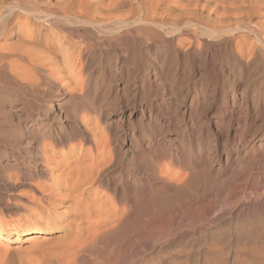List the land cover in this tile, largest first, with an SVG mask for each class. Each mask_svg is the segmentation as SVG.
<instances>
[{"label":"bare ground","instance_id":"bare-ground-1","mask_svg":"<svg viewBox=\"0 0 264 264\" xmlns=\"http://www.w3.org/2000/svg\"><path fill=\"white\" fill-rule=\"evenodd\" d=\"M192 32L200 33L201 37L202 35H205V37L210 36V38L225 37L226 39L227 37L226 35L224 36V34H230V37L231 34L234 33H238V35L236 36H246L248 34L250 36V34H252L257 44L260 43V45H264V36L262 34L264 32V0H0V75L2 74L4 75L3 77L7 76L9 77L8 79H12L25 85L26 83L35 84L41 81L43 82V80H45V83L43 82L45 84L44 86H46L49 91L59 93L67 90L68 93V90L70 88H72V90H76L75 87L78 86L81 88L80 85L76 86L79 79L77 78L79 75L78 73L77 77L74 79L75 81H71V79L69 81L71 73L74 74V66L78 65L79 63H83L87 55H90V50L92 49V47L94 48L98 44L107 43L112 46L123 44L122 46L128 48L133 40L136 39L138 40V42H140L141 39H144L142 37L145 36L152 38L156 42H160L162 44L165 43V47L166 45H168L169 47H173L175 46V42L178 45H186V48L184 50L188 55V48L191 49V47L197 41H199L198 39H195L198 33L194 37L191 35ZM204 38L202 39V41H200L206 43L207 38ZM242 38L244 39V37ZM152 39L150 40L152 41ZM150 40L148 42H150ZM230 40L231 39H229V41ZM239 40L238 42L240 43L241 40ZM115 47L116 46H114V48ZM200 47L202 46L200 45ZM100 49H102V47H100ZM237 52L239 55V50ZM165 54L167 53L165 52ZM215 54H217V51ZM246 54L247 53H245V55ZM114 56L116 55L114 54ZM248 57L249 55L247 56V59ZM171 59L172 58H170V60ZM244 59H246L245 56ZM93 61H95V59ZM203 62H205V60H203ZM209 63L211 62H208V64ZM50 75L55 78L56 76H59L61 79H57V81L52 80V78L50 79L48 77ZM46 77H48L49 79H47ZM13 82L12 84H14ZM15 85H13V87H15ZM1 87L3 88V86ZM10 87H12V85ZM78 88L77 90L80 91ZM43 89L44 87L42 88V90ZM82 89L83 87L81 88V90ZM202 96L204 95L202 94ZM45 99L42 100L45 101ZM262 102L264 103V100ZM51 103L48 104L51 105ZM263 107L264 106H262V108ZM203 108L204 107H202V109ZM256 109L258 108L256 107ZM8 112L11 111L9 110ZM60 115L61 113H59V119ZM69 115L71 116V114ZM10 116L7 117L10 118ZM71 117L73 118L76 116ZM200 117L201 116H199L198 120L200 119ZM72 118L71 120H73ZM83 121L84 120L80 119V121L78 122L82 125L80 139H85V146H77L73 144L74 142H72V144L69 143L67 145H64L63 147H58V145L56 147L53 144H49V142L45 145L41 144L40 141L41 145H38L37 150L34 152V155L32 153L33 157H36L33 161L39 165V176L37 178L35 177L36 179L34 178L33 181L31 180L26 183L23 182L25 183L23 185L24 187L22 189H19L16 193V190L14 191V189H12L13 191L11 190L12 193L10 195L11 198L8 199L7 197L5 201L6 205L0 209V264H160L159 260H157L156 258L153 262L154 257L153 260L149 259L151 260V263L149 261H146L147 259H145V257L148 258L150 256L147 257V255H145V252L147 250L149 252V249L151 250V248L153 249L154 245L157 242H161L162 244V242H171L177 239L176 243L180 241V245L183 242L184 238H187L188 236L190 237L194 234L197 236V240H199L198 243L201 245H205V249H203L200 253L194 251L196 253L195 254L191 249V251L186 252L182 248H180L185 253H183L182 251L180 253L177 250V255H170V258L168 255V260L166 259L164 261L165 264H264V179L261 178L262 180H259V178L257 179V177H255L256 180L254 179L251 183H249L247 180L249 178H244L246 176L245 174L244 177L242 176L243 179L240 177L242 181L237 186L232 185L231 187H229L224 183V186H222L224 188L229 187L230 189H228V191L225 190L226 192H224L223 189V196H221L220 199L216 200L218 195L215 196V193L219 192V190L217 191L218 184H216L217 192L215 193L212 192L214 188L213 190L204 189L203 179L205 178V176L207 177V174H205L202 170L199 171L193 169L179 172L181 170L175 171L174 169L173 171L172 169L166 168L165 170L163 169L164 171L162 170V173L159 172L157 174L155 173V176L152 175V184L148 187L143 188L142 192L139 191V194L137 193L132 195L131 193H129L124 200L122 196V201H119V199L117 201H114L113 196L110 197L111 195H108L109 192L107 194L108 196H106L104 193H102L104 191L100 192L97 189L100 184V179L102 178L101 175L107 168L106 164H108L107 159L109 157L107 151L109 148L106 147V151L105 146L103 145L104 143H101L100 139L97 138V134L94 131L95 124L93 123L94 127H92L91 125L93 124L89 123V125H86V122L84 123ZM91 121L92 120L90 119V122ZM215 123L216 122H214V124ZM256 126L257 125H255V127ZM199 130L200 129H198V132ZM73 131L76 130L73 129ZM98 131L101 130L98 129ZM100 133L101 132L98 133L99 136ZM198 135L200 134L198 133ZM231 136L233 137V135ZM48 139H50V137ZM207 139L209 140L210 138ZM224 139L222 143L224 142ZM103 140H105V138ZM31 141L32 140H30V142ZM79 141L80 140H78L77 143H81ZM105 144L108 145V143ZM27 156L29 155L27 154ZM250 160L252 159L250 158ZM254 160H256V158ZM161 162H163V160ZM221 162L222 161H220V163ZM248 162L250 161L248 160ZM258 162H261L262 165H264V157L258 160L256 163ZM109 165L110 164H108V166ZM110 166L113 167L112 165ZM206 166L208 167L209 165L207 164ZM197 167H199V165ZM262 168L263 166L261 167V170ZM110 169L108 168L107 170ZM176 169H178V167ZM146 174L147 172L145 173V175ZM210 174H208L209 178ZM16 177L18 178L19 176ZM16 177L13 178L10 176L11 181L9 183H11V187L16 183V181H19L20 184V179L18 180ZM210 179H208L207 181H209ZM237 181L238 179L236 180V182ZM2 182L4 183V181ZM213 183H210L211 186ZM17 184H15V186H18ZM146 185H148V182ZM113 188L116 187L113 186ZM130 188L132 189V187ZM248 188L251 189L252 194H249L250 196L247 197L246 194L248 191H246V189ZM132 190L134 191V189ZM209 197L211 199H209ZM188 208H190L189 210H191V213L189 214H187V211H184L186 209L188 210ZM184 212L186 213L184 214ZM206 224H208L209 226H206L205 228L204 226ZM214 229H217V231ZM103 242H105V245L109 242L108 244L110 245L108 251V247L106 246L107 253L105 254L102 252L104 251L101 249L102 247L99 246V244ZM174 247L175 245H173V248ZM160 249L163 250L162 247H160ZM169 250L170 252H172L171 249ZM164 252H162L161 254L159 252V255L163 256L165 254ZM94 254H102V261L104 260V262H96L93 256Z\"/></svg>","mask_w":264,"mask_h":264},{"label":"rangeland","instance_id":"rangeland-1","mask_svg":"<svg viewBox=\"0 0 264 264\" xmlns=\"http://www.w3.org/2000/svg\"><path fill=\"white\" fill-rule=\"evenodd\" d=\"M197 33L198 32H196V33L192 32L191 35L195 37ZM262 34L264 36V32ZM225 35H226L227 39L225 37H223V38L222 37H219V38L211 37L210 38V36L205 37V35L204 36L202 35L203 38L205 37L204 39L207 38L206 39L207 41L205 43V42H201L203 38L201 37V34L198 33L197 36L195 37V39H198L199 41H197L194 44L196 46L193 45L194 47L192 46L191 49L188 48V50H189L188 55H187V52L184 50L186 48V45L185 46L184 45H178L175 42L174 43L175 46L169 47L168 45H166V47H165V43L162 44L160 42H156L152 38L145 37V36L142 37L144 39H141L140 42H138V40H136V39L133 40L134 43L131 42L128 48H125V46H122L123 44L122 45L118 44V45H113V46L110 44H107V43L98 44L96 47H94V48L92 47V49L90 50V52H91L90 55L89 56L87 55V57L83 61V63H79L78 65L74 66L75 67V68H73L74 74H72V73H71V75L69 74L71 76V77L69 76L70 77L69 81H70V79H71V81H73L77 77L78 74L80 75V76L78 75V77H77V78H79L78 79L79 82L77 81L76 86L80 85L81 88L83 87V89L81 90V88L78 86L79 88L75 87L76 90H72V88H70L71 87L70 86L69 90H71V91L68 90V93H67V90L59 92V93L49 91L46 88V86H44L45 80H43L44 83L41 81L42 84H41V82L35 83L38 86L35 85L34 83H26V85H25V84H21L20 82H16L12 79H8L9 77H7L6 75L5 76L7 78L3 77L4 75L1 74L0 78L1 77L2 78L0 79L1 80L0 81L1 82L0 87L3 86V88L2 87L0 88V91H1L0 92V108H1L0 109V180H1V182H0V209L6 205L5 201H6L7 197H8V199L11 198L10 195L13 191L12 189H14V191L16 190L15 191V193H16L19 189H22L24 187L23 185L26 182L31 181V180L33 181L35 177L37 178L39 176V172H38L39 165L33 161L36 158V157H33V155H34V152L37 150L38 145L39 146L41 144L45 145L46 143L48 144V142H49V144H53L56 147H57V145H58V147H63L64 145H67L69 143L72 144V142H74L73 144H75L77 146L78 145L85 146V144H86L85 139L84 140L82 138L80 139L81 128H82V125L78 122V121H80V119L84 120L83 122L84 123L86 122L85 123L86 125H89V123L90 124L94 123L95 127H94V124L91 126L94 127V131L97 134V138L100 139L101 143H104L103 145L105 146V149H106V147L109 148L108 151L106 149L107 154L109 155V157L107 156L108 157L107 163L112 165L113 167H111L110 165L108 166V164H106L107 165L106 166L107 168L105 169L106 173H105V171H103L102 175L103 174H105V175H103V176L101 175V177L103 179L102 178L100 179L101 185L99 184L97 189L100 192L104 191L102 193H104L106 196H108V195H111L110 197L113 196L114 201L115 200L117 201L118 199H119V201H122V198H121L122 196H123V200H124L125 197L129 193H131L132 195L137 194V193L139 194L140 192H142L143 188L148 187L149 185L152 184L153 178H151V177L155 176L159 172L162 173L166 168L172 169L173 171H174V169H175V171L181 170L179 172H184V171L193 170V169L194 170L196 169L199 171L202 170L205 174H207V177L205 176V178L203 179L204 189H206V190L212 189L213 190V188H214V190L212 191L213 193H215L219 190L218 193H215V196L218 195L216 200L220 199L221 196H223V193L226 192L225 190L228 191V189H230L229 187H231L232 185H235V186L239 185V183L242 181L245 174H246V176L244 178H246V179L249 178V179H247L249 183H251L252 180H254V179L256 180L255 177H257V179L259 178V180L261 178L264 179V171H263L264 165H262L261 162H258L259 164L256 163L258 160H260L264 157V121H263L264 120L263 119L264 113H262V112H264V107L262 108V106H264V103L262 102L264 100V52H262V51H264V48H263L264 45H260V43L257 44V42L255 41V38L253 37L252 34H250V36H249V34L246 36H240V35L236 36V35H238V33H234V34H231V37H230V34L229 35L224 34V36ZM239 37H241V38L244 37V39L243 38L241 39ZM228 38L231 39L230 41H232V42H230ZM236 38H237V40H236ZM248 38H249V40H248ZM147 39H149V40L152 39V41L150 40V42H148L149 40H147ZM239 39L242 41V43ZM238 40L240 41V43L238 42ZM231 43H232V45H231ZM158 44H159V46H158ZM207 44H208V46H207ZM233 44H235V45H233ZM246 44H248V45H246ZM176 45H177V47H176ZM200 45L202 47H200ZM209 45H210V47H209ZM103 46H104V49H103ZM114 46H116V47L114 48ZM98 47H99V49H98ZM100 47H102V49H100ZM112 47H113V49H112ZM160 47H161V50H160ZM238 47H241V48H238ZM242 47H244V48H242ZM257 47L260 49H258ZM117 48H119V49H117ZM194 48L195 49L197 48L196 49L197 51ZM247 48H248V51H247ZM253 48H256V49H253ZM201 49L202 50L204 49V50L202 51ZM227 49H228V52H227ZM243 49H245V50H243ZM172 50H173V52H172ZM238 50H239V55L237 52ZM164 51L167 54H165ZM176 51H177V53H176ZM216 51H217V54H215ZM224 51H225V53H224ZM241 51H247V52H241ZM112 52L116 56H114V54ZM245 53H247L250 58L248 57V59H247L248 55L247 54L245 55ZM96 54H98V55H96ZM91 55L95 58H93ZM243 55L246 57L247 60L244 59ZM192 56H193V58H192ZM170 58H172V59L170 60ZM94 59H95V61H93ZM203 60H205V62H203ZM239 60H240V62H239ZM169 61H171V62H169ZM86 62H88V63H86ZM208 62H211V63L208 64ZM79 65H81V66H79ZM204 65H206V66H204ZM79 68H80V70H79ZM158 68H159V70H158ZM48 77L50 79L52 78V80H55V81H57V79H61L59 76H56V78H55V77L50 75ZM48 77H46V78L49 79ZM81 77H82V79H81ZM46 78H44V79H46ZM3 79H4V81L5 80H8V81L4 82ZM10 81H11V83H10ZM150 81H151V83H150ZM12 82L14 84H12ZM10 84L12 85V87H10L11 86ZM30 84H31V86H30ZM13 85H15L16 88L13 87ZM34 86H35V88H34ZM42 86L44 87V89H43L44 91L42 90V88H43ZM77 88L81 91V93H80V91L77 90ZM231 88H232V90H231ZM20 89H22V90H20ZM123 89H125V90H123ZM122 91L124 94L122 93ZM125 91H126V93H125ZM202 94L205 97L202 96ZM211 98L213 101L211 100ZM39 99H41V100H39ZM42 99H45V101ZM236 100H237V102H236ZM241 100H242V102H241ZM51 102L53 103V105ZM204 102L205 103L207 102V103L205 104ZM48 103H51V105ZM4 105H5V107H4ZM13 105H14V107H13ZM39 107H41V108H39ZM80 107L81 108L83 107L82 109H84V110H82ZM202 107H204V108L202 109ZM256 107L258 109H256ZM36 108H38V109H36ZM248 109H249V111H248ZM6 110H8V111L10 110L12 113L8 112ZM25 110H27V111H25ZM58 110H60V111H58ZM258 111H259V113H258ZM26 113H27V115H26ZM59 113H61L60 119H59ZM80 113L84 116H82ZM260 113L263 115H261ZM69 114H71V116H76V117L72 118ZM255 115L258 117H256ZM7 116L8 117L10 116V118H8ZM79 116H80V118H79ZM86 116H87V118H86ZM199 116H201V117L198 120ZM191 117H192V119H191ZM63 118H65V119H63ZM71 118L73 120H71ZM227 118H229L230 120ZM260 118H262V119H260ZM90 119L92 120L91 122H90ZM87 120H89V121H87ZM167 120H168V123H167ZM87 122H88V124H87ZM95 122H97V123H95ZM214 122H216V123L214 124ZM253 123L255 125H257L258 128H257V126L255 127V125ZM192 124H194V125H192ZM216 124H218V125H216ZM222 124H224V125H222ZM20 126H22V127H20ZM162 126H164V127H162ZM55 127H57V128H55ZM100 127H101V129H100ZM103 127H105V128H103ZM239 128H241V129H239ZM73 129H75L76 131H73ZM98 129L101 131H98ZM198 129H200L201 131L199 130V132H198ZM221 129H222V131H221ZM183 130H184V132H183ZM215 130H216V132H215ZM99 132L102 133V134L100 133V136L98 134ZM104 132H105V134H104ZM197 132L200 135H198ZM25 133H26V135H25ZM77 133H79V134H77ZM20 134L21 135L23 134L22 135L23 137ZM182 134H183V137H182ZM231 135H233V137ZM65 136L67 137V139ZM49 137H50V139H48ZM62 137H64V138H62ZM20 138H21V140H20ZM104 138L107 141L103 140ZM207 138H210V139L208 140ZM57 139H58V141H57ZM223 139H224L225 143L224 142L222 143ZM30 140H32V141L30 142ZM78 140H80L79 142H81V143H77ZM180 140H182V141H180ZM40 141H41V144H40ZM229 141H231V142H229ZM17 142H19V143H17ZM58 142H59V144H58ZM105 143H108V145ZM109 144H110V146H109ZM214 145H215V147H214ZM34 146H36V147H34ZM235 146H238V147H235ZM211 147H212V149H211ZM116 150H118V151H116ZM209 150L212 151L213 153L210 152ZM237 152H238L239 156H238ZM26 153L29 156H27ZM32 153H33V155H32ZM133 154H135V155H133ZM226 156H227V158H226ZM248 157H249V159H248ZM258 157H259V159H258ZM119 158H121V159H119ZM200 158L202 160V163H201ZM209 158H211L212 160ZM224 158H225V161H224ZM250 158L252 160H250ZM255 158L257 161L254 160ZM156 159H158V160H156ZM237 159H239V160L241 159V160L239 161ZM162 160H163V162H161ZM171 160H172V163H171ZM248 160L250 162L252 161L251 164H250V162H248ZM220 161H222V162L220 163ZM189 162H191V163H189ZM212 162H213V166H212ZM224 163H225V167H224ZM188 164H190V165H188ZM205 164L206 165L208 164L211 168L209 166L207 167ZM33 165H35V166H33ZM186 165H187V167H186ZM191 165H193V166H191ZM198 165H199V167H197ZM204 165H205V167H204ZM244 165L245 166L247 165V166L245 167ZM150 166H151V168H150ZM163 166H165V167H163ZM179 166H181V167H179ZM194 166H196V167H194ZM262 166H263V168L261 170ZM110 167H111V169H110ZM177 167H178V169H176ZM249 167L251 168V170ZM108 168L110 170H107ZM197 168H199V169H197ZM244 169H245V171H244ZM246 169H248V170H246ZM142 171H143V173H142ZM148 171H150L151 173ZM146 172L148 175L147 174L145 175ZM9 173H11V174H9ZM149 173H150V175H149ZM36 174H37V176H36ZM208 174H210V178L213 180H211L209 178ZM239 174H240V176H239ZM143 175H144V177H143ZM214 175L215 176L217 175L216 178ZM257 175H259V176H257ZM261 175H262V177H261ZM10 176L13 178H15L16 176H19L18 178L17 177L16 178L18 180L20 179V184H19V181H16L17 180L16 179L15 184L18 183L17 184L18 186H15V184H14L11 187V183H9L11 181ZM147 176L150 179H148ZM252 177H254V178H252ZM7 178L9 179V181ZM207 178L210 179L209 180L210 182L207 181L208 180ZM236 178L238 179L239 182L238 181L236 182V180H237ZM232 180H235V181H232ZM2 181H4V183ZM213 181H214V183H213ZM225 181H227L229 184ZM23 182H25V183H23ZM116 182H118V183H116ZM147 182H148V185H146ZM210 183H213L212 186ZM224 183L229 187L225 186L226 188H224L223 187ZM216 184H218L219 187ZM6 185H9V186H6ZM112 185L115 186L116 188H113ZM216 186L218 189L216 188ZM99 187H101V188H99ZM130 187H132V189H134V191ZM136 187L137 188L139 187L138 190ZM109 189H110V191H109ZM130 189H131V191H130ZM216 189H217V191H216ZM223 189H224V192L222 191ZM112 190L113 191L116 190V191H114L115 194ZM263 190H264V188H263ZM132 191H133V193H132ZM246 191H248L246 194L247 197L252 194V191L250 188L246 189ZM108 192H109V194H108ZM221 192H222V195H221ZM123 193H124V195H123ZM120 194H122V195H120ZM209 199H211V198L209 197ZM189 209L190 208H188V210L186 209L184 211H187L188 212L187 214H189V213H191L190 212L191 210H189ZM185 213L186 212H184V214ZM206 226L208 227L209 225L206 224L204 227L206 228ZM214 230L217 231V229H214ZM216 231H214V232H216ZM193 237H194V239H193ZM195 237H196V239H195ZM176 241H177V239H175V241L174 240L171 241L172 243L169 241H166L164 243L162 242L163 245L161 244V242H159V243L157 242L155 244L157 246L154 245L155 248L154 247H153V249L151 248L152 251L149 249V252H151V253H149L148 250L145 252L146 253L145 255H147V257L150 256L148 258L145 257V259H147L146 261H149L151 263V260H149V259L153 260V257H154L153 262L155 261V258H156L157 260H159L160 264H165L164 261L166 259L168 260V258H167L168 255L170 258V255H172V256L177 255L178 251L180 253H181V251L183 253H185L184 251L187 252V251L192 250V252L195 251V252L200 253L203 249H205L204 248L205 245H201L198 243L199 240H197V236L195 234L191 235L190 237L188 236L187 238H184L183 242L181 240L182 243L180 245H179L180 241H178V243H176ZM167 242H169V243H167ZM190 242L191 243L194 242V243L191 244ZM108 243H106V245H105V242L99 244V246L102 247L101 249L105 251V252L102 251L104 254L107 253V251L109 250L110 245ZM187 243L191 244V245H188ZM172 244L175 245V247H174L175 249L173 248ZM103 245H104V247H103ZM177 245H179V246H177ZM106 246L108 247V249ZM168 246L172 252H170V250L168 249ZM160 247H162L163 250L160 249ZM188 247H190V248H188ZM196 247H197V249H196ZM165 248H166V250H165ZM180 248H182L184 251ZM106 249H107V251H106ZM158 249H160V250H158ZM155 250H157L158 252ZM164 251H166V252H164ZM155 252H156V254H155ZM159 252H160V254L162 252H164L166 254V257H165L164 253H163L164 254L163 256L159 255ZM99 255L101 256L102 254H99ZM99 255H96V254L93 255L95 258V261L98 263L99 262L103 263L104 262V260L102 261L103 255L101 257ZM159 257H161L162 259ZM162 260H163V262H162Z\"/></svg>","mask_w":264,"mask_h":264}]
</instances>
